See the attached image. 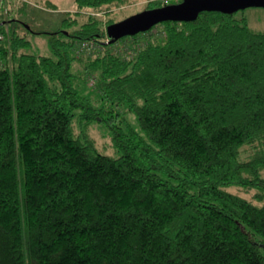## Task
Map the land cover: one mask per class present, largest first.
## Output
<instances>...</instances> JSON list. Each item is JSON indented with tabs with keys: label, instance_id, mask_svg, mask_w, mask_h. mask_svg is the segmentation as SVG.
<instances>
[{
	"label": "trees",
	"instance_id": "obj_1",
	"mask_svg": "<svg viewBox=\"0 0 264 264\" xmlns=\"http://www.w3.org/2000/svg\"><path fill=\"white\" fill-rule=\"evenodd\" d=\"M127 2L76 0V13ZM76 17L48 34L52 56L28 53L17 20L0 22L11 26L0 45V264H264V32L241 11L202 12L122 38L160 37L121 55L107 42L113 19L64 31ZM89 42L102 50L76 76V47ZM79 78L94 81V98ZM92 122L116 157L97 150Z\"/></svg>",
	"mask_w": 264,
	"mask_h": 264
},
{
	"label": "rangeland",
	"instance_id": "obj_2",
	"mask_svg": "<svg viewBox=\"0 0 264 264\" xmlns=\"http://www.w3.org/2000/svg\"><path fill=\"white\" fill-rule=\"evenodd\" d=\"M75 1L76 0H0V22H9V20L12 19L17 20L18 22L15 25V31L16 34H18L20 37L23 36L28 42H30L29 44L31 45V47L28 49V53L32 55L35 54L42 56H52L49 45L47 44L48 34L61 29V27L63 26L62 20L66 17H69L70 15L74 17V15L76 14L77 17L70 18V20L76 19L78 20V22L73 27H65L64 31H66L67 29L68 31L76 30L77 26L85 22L87 17L102 19V25L105 27L111 19H113L115 23H117L133 16L134 14H138L144 12L145 10H148L147 4L151 1H156L161 5V7H163L169 4H177L182 0H128L127 3L121 4V6H116L114 8L102 9L99 11L87 10L82 13H76L78 10L76 9ZM241 13H243V15L247 17V21L251 29L257 32H264V9L249 8L245 9V11H241ZM161 24L156 25L157 28H161ZM10 27V25L6 26V29H4L3 32L0 31L5 35L6 40L9 39ZM161 29L159 30L160 32ZM156 31L159 32L158 30ZM156 38H160L158 34L156 36H154L153 34V38L152 36H148V38L143 37L142 39H140L139 37V39H137V42L130 41L131 39L129 41H125L126 39L122 41L118 40L117 44L114 45L112 49H115V51L120 49L121 52L119 53L123 55L124 50H122L121 48L126 47L129 49H133L132 47L128 46L129 43L132 42L133 45L135 44L139 48V46L143 44L144 40L148 41V39H151L156 42ZM100 50L99 48H97L95 42H89V44H78L75 50V54L76 58H79V60L75 61L73 65V72L76 76H78L80 73H83V63L85 62L87 57H89L90 55L94 56V53ZM133 50L137 51V49ZM129 55L130 53H126V57ZM81 56L83 57V61L80 60ZM85 80L87 81L86 83L83 82ZM93 82L94 81H92L91 83L90 79L88 78H85L84 80L82 79V81L79 78L75 82V86L80 88V91L85 95L92 96L94 98L95 94L92 93L96 90H94L92 86ZM78 114L79 113H77L76 116H78ZM124 117L129 121L131 127L135 131L141 132L138 120L135 119V116L132 113H130L129 111H125ZM74 127V134L81 135V125L75 121ZM88 133H90V137L92 138V140H94V144L101 154L116 157L117 154L114 153L115 151L112 148V143L110 141V132L107 130V127L105 125H103L102 123L92 122ZM230 191L240 195L241 197L243 196L253 202L254 191H246L245 189L238 188H231Z\"/></svg>",
	"mask_w": 264,
	"mask_h": 264
},
{
	"label": "water",
	"instance_id": "obj_3",
	"mask_svg": "<svg viewBox=\"0 0 264 264\" xmlns=\"http://www.w3.org/2000/svg\"><path fill=\"white\" fill-rule=\"evenodd\" d=\"M249 8L264 9V0H182L177 4L134 14L121 22L110 24L105 31L108 42L111 44L122 38L134 37L150 31L161 23L195 21L202 12L234 15L236 12Z\"/></svg>",
	"mask_w": 264,
	"mask_h": 264
},
{
	"label": "built area",
	"instance_id": "obj_4",
	"mask_svg": "<svg viewBox=\"0 0 264 264\" xmlns=\"http://www.w3.org/2000/svg\"><path fill=\"white\" fill-rule=\"evenodd\" d=\"M6 41L5 35L3 33L0 32V45ZM129 52V51H128ZM130 53V52H129ZM0 66H1V62H0Z\"/></svg>",
	"mask_w": 264,
	"mask_h": 264
}]
</instances>
